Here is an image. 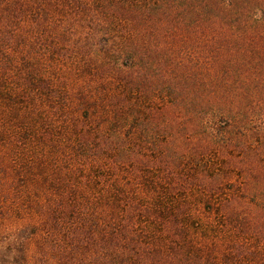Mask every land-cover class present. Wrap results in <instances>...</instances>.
<instances>
[{
	"label": "trees",
	"instance_id": "trees-1",
	"mask_svg": "<svg viewBox=\"0 0 264 264\" xmlns=\"http://www.w3.org/2000/svg\"><path fill=\"white\" fill-rule=\"evenodd\" d=\"M18 98L27 264H264V0H0Z\"/></svg>",
	"mask_w": 264,
	"mask_h": 264
},
{
	"label": "rangeland",
	"instance_id": "rangeland-1",
	"mask_svg": "<svg viewBox=\"0 0 264 264\" xmlns=\"http://www.w3.org/2000/svg\"><path fill=\"white\" fill-rule=\"evenodd\" d=\"M31 107L29 102L9 105L0 100V264H27L33 246L29 240L32 228L25 220L42 210L32 208L40 194L31 182L38 163L47 162L48 156L34 150L27 138ZM35 154L41 159L36 161ZM46 194L44 190L41 196Z\"/></svg>",
	"mask_w": 264,
	"mask_h": 264
}]
</instances>
